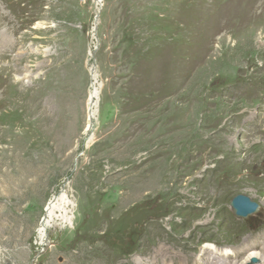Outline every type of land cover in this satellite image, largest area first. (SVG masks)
I'll use <instances>...</instances> for the list:
<instances>
[{
  "label": "rangeland",
  "instance_id": "obj_1",
  "mask_svg": "<svg viewBox=\"0 0 264 264\" xmlns=\"http://www.w3.org/2000/svg\"><path fill=\"white\" fill-rule=\"evenodd\" d=\"M0 11L19 44L0 57L12 143L0 146V264H207L214 248L240 264L232 249L261 251L264 0H0ZM62 134L59 163L48 154ZM61 194L69 205L40 237ZM237 195L256 213L237 218Z\"/></svg>",
  "mask_w": 264,
  "mask_h": 264
},
{
  "label": "bare ground",
  "instance_id": "obj_2",
  "mask_svg": "<svg viewBox=\"0 0 264 264\" xmlns=\"http://www.w3.org/2000/svg\"><path fill=\"white\" fill-rule=\"evenodd\" d=\"M3 16L4 17H6L4 14H2L1 13V11H0V17H1V19L3 18ZM3 20V19H2ZM3 22H4V20H3ZM17 25V24H16ZM9 27V26H8ZM17 27V26H16ZM11 28L12 27H10L9 28V30H10V34H13V31H11ZM5 29V28H4ZM3 30V29H2ZM8 31H0V40L1 41H3L4 43H5V46H4V48H2V49H0V57H6V54H8L9 52H12L13 51V49H14V47H16V41H15V39H13V37L12 36H8ZM16 35V34H15ZM18 44V43H17ZM19 45V44H18ZM16 55H18V56H16ZM9 57V56H8ZM13 58V57H12ZM13 59H15L16 60V62H19L21 59L23 60V58L21 57V56H19V54H15V56H14V58ZM11 63H12V61H11ZM10 64V63H9ZM8 65V64H7ZM12 65V64H11ZM11 67V66H10ZM16 69V68H15ZM19 70H22V68L20 69V68H18ZM6 70V69H5ZM13 70V69H12ZM16 71V70H15ZM11 73V72H10ZM11 75V74H10ZM21 81V80H20ZM19 85V84H18ZM15 87V86H14ZM17 91V90H16ZM21 91V90H20ZM94 92V91H93ZM57 95V94H56ZM96 95V94H95ZM94 93H91L90 94V100H93L94 99ZM48 105V104H47ZM42 112V111H41ZM40 112V113H41ZM30 115V114H29ZM38 115H39V113H38ZM40 115H42V114H40ZM39 115V116H40ZM27 117V116H26ZM42 117V116H41ZM37 118V117H36ZM89 119V118H88ZM90 120H91V117H90ZM30 122V121H29ZM141 122V121H140ZM260 122V121H259ZM42 124V123H41ZM89 127H90V125H86V128L84 129V131L86 132V131H88V129H89ZM15 130V129H14ZM38 131H39V134L41 133V131L42 132H44V129H37ZM64 130V129H63ZM70 130V129H69ZM77 130V129H76ZM10 131V129H5V130H2V129H0V146H2L3 144H5V145H8V139H7V134H8V132ZM36 131V130H35ZM253 131V130H252ZM65 132H66V129H65ZM71 133V132H70ZM148 133V132H147ZM60 134V133H59ZM245 134V133H244ZM66 135V134H65ZM64 134H62V137H61V139H60V141L61 142H59L60 143V145L59 146H57V151H59V154L57 153V152H55L54 154H51V155H49L48 154V157L50 158V159H55V157L58 155V158L59 159H57V162H59L60 163V161L62 160V158H63V155H64V151H65V149L67 148V145L69 144L68 143V139L66 138V136H65ZM11 136H13V135H11ZM30 137V136H29ZM15 138V137H14ZM243 138V137H242ZM241 138V139H242ZM72 139V138H71ZM35 140V139H34ZM70 140V139H69ZM29 141V140H28ZM27 141V142H28ZM120 141V140H119ZM36 142V141H35ZM123 142V141H122ZM232 142V141H231ZM10 144H12L11 142H9ZM58 143V142H57ZM121 143V142H120ZM129 144H130V141L128 142ZM144 143V142H143ZM240 143V142H239ZM238 143V144H239ZM117 144V143H116ZM119 144V143H118ZM122 144V143H121ZM123 144H125V143H123ZM142 144V143H141ZM21 145V144H20ZM19 145V146H20ZM70 145V144H69ZM131 145V144H130ZM136 145V144H135ZM144 145H145V143H144ZM147 145V144H146ZM18 146V147H19ZM26 146V145H25ZM133 146V145H132ZM239 146V145H238ZM118 147H119V145L117 146H114V145H112V148L110 149V151L109 152H113V151H115V150H118ZM121 147V146H120ZM119 147V148H120ZM204 147V146H203ZM123 148H124V146H123ZM123 148H122V150H123ZM30 149V148H29ZM102 149H104V148H102ZM47 150V149H46ZM121 150V151H122ZM30 151H32V150H30ZM54 151V150H53ZM30 153V152H29ZM66 153V152H65ZM117 153V152H116ZM122 153H123V151H122ZM115 155V154H114ZM145 155V154H144ZM136 156V155H135ZM148 155H146V157H147ZM207 156V155H206ZM145 157V156H144ZM142 158V157H141ZM131 160V159H130ZM141 160V159H140ZM69 161V160H68ZM136 161V160H135ZM134 161V162H135ZM63 162H65V159L63 160ZM141 162V161H140ZM25 163V162H24ZM67 163V162H66ZM118 163H120L119 161H118ZM127 164V162L125 163V165ZM129 164V163H128ZM28 165V164H27ZM64 165H65V163H64ZM120 165V164H119ZM135 165V164H134ZM137 165V164H136ZM250 165V164H249ZM263 165V164H262ZM63 166V165H62ZM127 166V165H126ZM133 166V165H132ZM120 167V166H119ZM134 167H136V166H134ZM124 169V168H123ZM134 169V168H133ZM131 170V169H130ZM136 170V169H135ZM13 172V171H12ZM15 172H17V171H15ZM131 172V171H130ZM129 176V175H128ZM136 177H138V176H136ZM90 180V179H89ZM90 182V181H89ZM93 182V181H92ZM161 182V181H160ZM159 183V182H158ZM95 184V183H94ZM90 185H91V182H90ZM110 185V184H109ZM92 186V185H91ZM90 186V187H91ZM107 186V185H106ZM110 187V186H109ZM260 189V188H259ZM183 191V190H182ZM103 194V193H102ZM171 194V193H170ZM189 200V199H188ZM202 200V199H201ZM60 203L61 204H63V206H68L69 205V202L66 200V197H65V195L64 194H61L58 198H56V197H53L48 203H47V205L45 206V212H46V215H45V217L43 218V220H42V223H41V225H40V228H39V230H38V233H39V235H40V237H44L45 236V234H46V229H47V227H48V225H49V223L51 222V220L53 219V213H54V211L55 210H57L59 207H60ZM28 210H30L31 209V207H29V208H27ZM27 211V210H26ZM63 213V212H62ZM256 213V212H255ZM26 214V213H25ZM62 215V214H61ZM65 223H68L69 222V220L70 219H68L66 216H65V214L64 215H62V218H61ZM258 238L259 239H262V240H264V232H262L260 235H258ZM252 241V240H251ZM256 241V240H255ZM252 243V242H251ZM256 245H257V242H254L253 244H246L245 243V245L241 248V249H239V250H231V254L233 255L232 256V259H236V258H239L240 256H243L244 254H245V256H244V258L241 260V263L240 264H262V263H264V245H262V248H260L261 249V251L260 250H258V252H255V251H253L254 249H255V247H256ZM238 247V246H237ZM213 250H215V251H210V255L212 256V259H214L215 258V261L214 262H210V263H208L207 262V264H218V259H222V260H220L221 262H222V264H229V262H230V254L229 253H226V251L224 252L223 251V253H219V252H217L216 251V249L214 248ZM260 251V252H259ZM212 254H214V255H216V257L215 256H213ZM229 254V255H228ZM222 256V258H219V256ZM210 261H212V260H210ZM255 262V263H254ZM187 263V262H186ZM206 263V262H205ZM236 263H237V261H236ZM192 264H201L200 262H194V263H192Z\"/></svg>",
  "mask_w": 264,
  "mask_h": 264
},
{
  "label": "water",
  "instance_id": "obj_3",
  "mask_svg": "<svg viewBox=\"0 0 264 264\" xmlns=\"http://www.w3.org/2000/svg\"><path fill=\"white\" fill-rule=\"evenodd\" d=\"M230 207L237 218H246L258 210L257 204L242 195L233 197L230 201Z\"/></svg>",
  "mask_w": 264,
  "mask_h": 264
}]
</instances>
